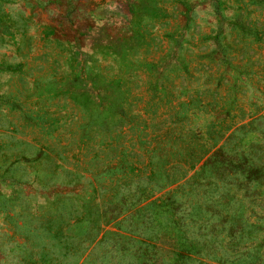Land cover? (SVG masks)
I'll return each mask as SVG.
<instances>
[{"label": "rangeland", "instance_id": "374dc122", "mask_svg": "<svg viewBox=\"0 0 264 264\" xmlns=\"http://www.w3.org/2000/svg\"><path fill=\"white\" fill-rule=\"evenodd\" d=\"M0 264H264V0H0Z\"/></svg>", "mask_w": 264, "mask_h": 264}, {"label": "trees", "instance_id": "16d2710c", "mask_svg": "<svg viewBox=\"0 0 264 264\" xmlns=\"http://www.w3.org/2000/svg\"><path fill=\"white\" fill-rule=\"evenodd\" d=\"M182 258H183V256H182Z\"/></svg>", "mask_w": 264, "mask_h": 264}]
</instances>
